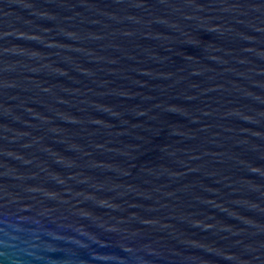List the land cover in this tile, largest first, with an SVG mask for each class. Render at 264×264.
I'll return each mask as SVG.
<instances>
[{"label": "water", "instance_id": "1", "mask_svg": "<svg viewBox=\"0 0 264 264\" xmlns=\"http://www.w3.org/2000/svg\"><path fill=\"white\" fill-rule=\"evenodd\" d=\"M0 264H264V0H0Z\"/></svg>", "mask_w": 264, "mask_h": 264}]
</instances>
